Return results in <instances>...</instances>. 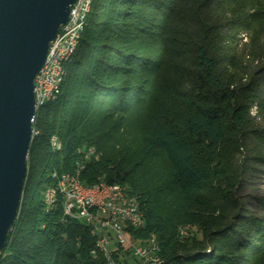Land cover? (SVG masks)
I'll list each match as a JSON object with an SVG mask.
<instances>
[{"label":"trees","instance_id":"trees-1","mask_svg":"<svg viewBox=\"0 0 264 264\" xmlns=\"http://www.w3.org/2000/svg\"><path fill=\"white\" fill-rule=\"evenodd\" d=\"M211 3L93 0L76 51L64 64L61 93L36 117L38 133L28 150L19 211L0 250V264L107 263L97 249L95 233L81 220L64 216L61 204L46 210L43 198L54 183L51 172L72 171L81 160L77 150L88 146L101 156L85 164L82 180L87 185L104 181L125 186L136 195L145 227L134 234L141 238L156 234L169 264H264V219L238 210L225 214L230 203L238 207L235 200L223 204L232 185H214L211 163L230 129L238 134L246 129L248 107L244 89L231 87L221 70L216 45L220 38L213 39L219 26L207 16L198 17ZM180 22L191 29L185 30L187 35L180 33L179 43H190L194 54L187 75L189 91L183 97L186 118L179 123L159 117L146 143V152L159 150L167 163L166 179L157 169L144 168L141 151L124 140L125 115L149 93L161 68L159 55L167 41L179 35ZM171 43V49H178ZM53 135L60 139V149L52 147ZM169 183L192 209L189 221L198 226L199 235L184 237L185 241L177 228L185 219L157 199ZM218 208L222 210L214 215ZM118 252L111 253L115 264H131Z\"/></svg>","mask_w":264,"mask_h":264},{"label":"rangeland","instance_id":"rangeland-1","mask_svg":"<svg viewBox=\"0 0 264 264\" xmlns=\"http://www.w3.org/2000/svg\"><path fill=\"white\" fill-rule=\"evenodd\" d=\"M205 9L203 15L200 12L198 17L207 16L211 23L219 26L213 39L215 41L220 38L216 45L221 51L218 54L222 61L221 70L231 87L244 89L242 91L248 107L246 129L241 130L240 134L230 129L225 143L211 163L215 172L214 185L222 187L228 182L232 185L230 198L223 204L227 205L230 200H235L238 207L235 208L230 203L225 214L238 210L240 214L264 219V0H212L211 5ZM189 29V26L179 23V35L171 40L178 49H171L173 44L170 40L167 41V49L159 55L161 68L153 78L149 93L125 115L128 130L124 140L131 143L130 147L134 151H141L140 158L144 160V168H155L166 179H169L167 163L159 150L146 152V143L153 123L159 117L167 116L179 123L185 121L183 97L189 91L187 75L193 68L194 54L190 43H179V36L183 32L187 35L185 30L190 32ZM252 82V89L247 90ZM96 151L99 159L101 151ZM172 186L173 183H169L168 189L160 192L157 199L175 215L185 219L177 225L180 240L185 241L184 237L189 239L199 232L198 226L187 218L192 209L185 206ZM220 210L222 209L218 208L214 215H218ZM208 214L209 212L204 215L209 216Z\"/></svg>","mask_w":264,"mask_h":264},{"label":"water","instance_id":"water-1","mask_svg":"<svg viewBox=\"0 0 264 264\" xmlns=\"http://www.w3.org/2000/svg\"><path fill=\"white\" fill-rule=\"evenodd\" d=\"M75 0H0V250L19 211L34 114L33 79Z\"/></svg>","mask_w":264,"mask_h":264},{"label":"built area","instance_id":"built-area-1","mask_svg":"<svg viewBox=\"0 0 264 264\" xmlns=\"http://www.w3.org/2000/svg\"><path fill=\"white\" fill-rule=\"evenodd\" d=\"M82 0H75L70 6L68 19L59 26L55 37L49 42L45 61L37 72L35 79V99L43 94L55 77V63L59 61V51L67 50L73 25L79 16ZM61 148V147H60ZM81 156L76 164H86L92 160V146L79 148ZM51 177L54 183L49 187V197L45 204L46 210L61 204L64 216L75 218L85 223L90 233H97L107 248L106 264H115L111 258L113 250H119L122 258H129L131 264H168L162 251L152 244L149 237L136 236L139 230L130 208L128 195L120 191L107 194L104 187L99 192L79 188L76 166L75 176H66L63 170H53Z\"/></svg>","mask_w":264,"mask_h":264},{"label":"bare ground","instance_id":"bare-ground-1","mask_svg":"<svg viewBox=\"0 0 264 264\" xmlns=\"http://www.w3.org/2000/svg\"><path fill=\"white\" fill-rule=\"evenodd\" d=\"M93 0H82V6L79 13V16L76 20L75 25H73L72 34H70V41L67 47V50L59 51V61L55 63V77L48 86V89L41 95L37 96V100L35 99V92L34 94V114L30 120L32 125V138L38 133V130L35 128V121L36 117L39 113V110L47 103L54 102L58 96L61 93V84L64 81L65 75H66V69L64 67V64L68 62L73 54L76 51V48L79 44L81 33L83 31V28L85 26L86 22V16L91 8ZM69 15V14H68ZM35 79H37V73L34 76L33 79V87H35ZM51 144L52 147L55 149H60L62 143L58 136L53 135L51 137ZM94 152H92V160H98L97 151L94 147H92ZM85 164H76V175H77V181L79 183V188L85 189V190H92V192H99V190H102L104 187L106 188L107 194H117L118 191H120V185H114V184H108L104 181H98L97 183L93 185H87L80 176V171L84 168ZM65 172L66 176H75V167L72 171H63ZM123 188V192L128 195V200L130 201V208L132 212L134 213V220L136 221V225L139 227V230L143 229L145 227V218L143 215V212L141 211L139 205H138V199L137 196L130 193L125 186H121ZM49 187L44 190L43 198L45 203H47V199L49 197ZM96 240H97V249L104 254V256L108 257V250L107 248H103V241L100 237H98V234L95 233ZM150 241L152 244H156L157 249L161 250L160 242L158 241V238L156 234L150 233L148 235ZM169 264V263H168Z\"/></svg>","mask_w":264,"mask_h":264}]
</instances>
